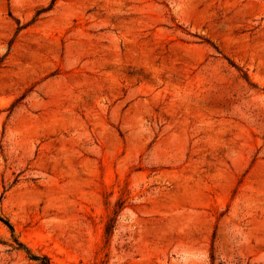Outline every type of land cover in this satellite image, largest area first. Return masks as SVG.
I'll use <instances>...</instances> for the list:
<instances>
[{"label":"rangeland","instance_id":"374dc122","mask_svg":"<svg viewBox=\"0 0 264 264\" xmlns=\"http://www.w3.org/2000/svg\"><path fill=\"white\" fill-rule=\"evenodd\" d=\"M0 264H264V0H0Z\"/></svg>","mask_w":264,"mask_h":264},{"label":"trees","instance_id":"16d2710c","mask_svg":"<svg viewBox=\"0 0 264 264\" xmlns=\"http://www.w3.org/2000/svg\"><path fill=\"white\" fill-rule=\"evenodd\" d=\"M33 258L37 259L38 257H36L35 255L32 256Z\"/></svg>","mask_w":264,"mask_h":264}]
</instances>
